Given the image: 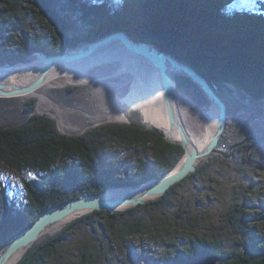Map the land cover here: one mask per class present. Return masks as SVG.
I'll list each match as a JSON object with an SVG mask.
<instances>
[{
  "label": "trees",
  "instance_id": "obj_1",
  "mask_svg": "<svg viewBox=\"0 0 264 264\" xmlns=\"http://www.w3.org/2000/svg\"><path fill=\"white\" fill-rule=\"evenodd\" d=\"M53 1L0 0V19L6 18L9 12L15 13L17 7L32 6L56 35L51 43L42 37H31L23 29L24 18L20 19L16 27L25 35L13 50L9 45L15 43L14 34L12 37L7 34L11 26L0 22V64L41 52L65 54L122 32L135 42L152 44L192 67L227 105L228 125L218 148L225 155H212L208 162L199 165L197 173L151 205H165L166 200L169 203L178 187L205 176L212 164L233 168L239 174L247 172L249 165L264 172V133L254 129L255 126L264 129V112L253 106L264 102V0H120L118 3L112 2L115 0L101 3L69 0V11L81 21L84 29L86 27L85 32L76 33L72 38H68L66 32L72 29L77 32L76 19L73 18L72 24L57 13ZM60 38L61 46L57 48L56 40ZM176 79L178 93L194 100L200 108L211 107L212 102L200 86L187 77ZM1 101L16 102L18 99ZM25 104L19 121L9 127H0V169L34 173L35 177L24 181L26 197L23 203H18L8 194L0 176V251L49 210L60 208L84 194L94 196L110 188H135L159 180L185 155L182 147L168 143L158 132L147 129L142 119L138 122L134 119L130 124L92 127L80 135H66L53 120L33 113L35 100ZM247 141L251 142L244 144ZM254 141L256 147L249 159L247 152ZM126 154L136 157L132 169L125 168ZM232 154L233 158L228 160L227 156ZM256 186L257 190L261 189L259 184ZM255 189L246 191L253 193ZM239 204L229 212L233 233L242 237L233 248L226 249L218 240L200 238L195 241L197 244L192 242L178 257L168 259L165 264H183L210 255L219 258L218 264H264V236L256 231L258 220ZM148 206L113 215L88 214L65 226L55 236H46L30 248L20 264H46L47 257L55 254L72 231L85 221L102 215L110 219L135 217L138 210ZM140 226L137 221L125 224L131 235L143 234V230L146 234L149 232Z\"/></svg>",
  "mask_w": 264,
  "mask_h": 264
},
{
  "label": "rangeland",
  "instance_id": "obj_2",
  "mask_svg": "<svg viewBox=\"0 0 264 264\" xmlns=\"http://www.w3.org/2000/svg\"><path fill=\"white\" fill-rule=\"evenodd\" d=\"M91 1L101 3L103 0ZM119 1L112 2L118 3ZM53 4L55 11L73 24L75 17L69 11V8L71 9L69 0H54ZM9 13L6 18L0 19V22L11 26L7 34L11 37L14 34L15 43L9 45V48L17 49L19 42L22 41V36L25 35L16 27L19 20L23 18L25 20L23 29L31 34V37H42L49 43L56 38L53 30L48 27L45 20L37 15L34 7H17L15 13ZM74 23H76L74 28L77 29V32L73 29L68 30L66 32L68 38L85 32L86 27L84 29L81 21L76 19ZM12 29H16V31H12ZM60 40L61 38L56 40L57 48L61 46L60 42L62 41ZM113 62L101 63L98 68L95 66L88 68L84 71L86 73L79 77L70 75L74 77L50 80L37 92L27 97L14 98L18 99L16 102L1 101L0 127H9L17 120L19 121L25 112V103L28 100H35L36 108L33 113L53 120L59 131L66 135H80L92 127L106 124H130V121L132 122L134 119L137 122L142 119V124L147 129L152 127L162 130L147 120L144 111L124 103L125 97L132 90L133 77L125 67ZM144 67L148 76L154 77V69L149 65ZM171 76L175 82L178 77H187L181 73H171ZM178 100L182 119L189 134L192 138L203 140L211 115L216 108L213 104L208 108H200L194 100L182 93H178ZM253 106L264 112V102ZM254 129L264 133V129H261L260 126H255ZM253 150L252 146L247 152L249 159H251ZM127 155L125 157L128 163L125 164V168L132 169L136 165L134 162L136 157ZM229 157L227 156L228 160H231L233 154ZM208 159L201 161L198 166L203 162H208ZM176 168L177 166L174 169ZM247 170L244 174H239L233 168L212 164L205 176L187 181L178 187L175 193L173 192V196H170V202L167 203V200L164 202L165 205L151 204L158 203L166 194L159 200L148 204V207L138 210L135 217L127 215L120 219H110L106 215H102L85 221L72 231L66 243L60 245L55 254L47 257L46 264H63L65 262L72 264H165V261L175 259V256L178 257L181 254V250L187 249L192 245V242L196 243L200 238L207 241H221L226 249H231L238 240H242V237H237L233 233L229 223V212L236 203H242L250 216L256 217L258 220L256 231L259 232L258 235L264 236V172L250 165ZM0 176L11 198L18 203H23L26 197L24 181L35 177V174L1 167ZM256 184H259L260 190H257ZM252 187L256 188L254 192H247ZM115 189L117 191L126 190L125 188ZM105 192L94 196L103 198ZM84 196L85 194L82 197ZM127 210L130 209L121 208L117 212L122 213ZM87 215L74 218L73 222ZM127 221L140 222V228L149 229V232L146 234V230H143L145 234L131 235L125 227ZM71 223L67 222L56 226L57 228L54 227L48 232V235L55 236ZM251 225H254L253 221ZM48 235L46 234V236ZM44 238L41 240H45ZM5 247L0 251V255Z\"/></svg>",
  "mask_w": 264,
  "mask_h": 264
},
{
  "label": "water",
  "instance_id": "obj_3",
  "mask_svg": "<svg viewBox=\"0 0 264 264\" xmlns=\"http://www.w3.org/2000/svg\"><path fill=\"white\" fill-rule=\"evenodd\" d=\"M114 46L123 48L129 54L148 63L154 71L156 70L160 80L161 94L171 131L166 133L152 127H149L148 129L158 132V134L167 140L168 143L182 147L185 151L184 163L179 169L172 170L159 180L140 187L125 188L129 192L124 194V196H120L118 199L104 200L102 196H84L78 200L70 201L60 209H52L48 211L30 228L21 232L7 244L0 255V264H8L11 259L19 255L22 258L29 248L33 247L37 242L43 239L46 234L48 235V232L54 227L57 228L56 226L58 225L60 226L67 222H73V219L75 217L80 218L82 216L80 214L83 212L89 214L92 212L106 211L108 214L113 215L121 208L132 209L153 203L165 196V194H167V192H169L174 186L185 181L190 175L197 173V165L201 163V161L208 159L217 153L223 154L218 148L227 129L228 108L226 103L212 88L211 84L189 65L182 64L175 58L161 52L152 44L135 42L129 35L122 32L113 33L65 54L48 55L41 52L25 59L0 64V99L27 97L47 85L52 79L51 72L56 66L61 64H73L78 61L98 56L103 51ZM33 61H39L46 65L44 72L33 82L24 87H13L5 81V75L9 71L14 70L21 65L31 64ZM171 73H181L189 77L201 87L218 111V121L215 127L214 136L211 143L203 152H199L190 141L191 135L185 127L182 119L176 82L171 76ZM174 130L179 135V140L174 139ZM255 147L256 141H254L253 145V148ZM233 150L234 148L232 151ZM178 166L179 164L177 167ZM109 190L116 189L110 188L107 191ZM219 262V258L210 255L199 256L183 264H218Z\"/></svg>",
  "mask_w": 264,
  "mask_h": 264
},
{
  "label": "bare ground",
  "instance_id": "obj_4",
  "mask_svg": "<svg viewBox=\"0 0 264 264\" xmlns=\"http://www.w3.org/2000/svg\"><path fill=\"white\" fill-rule=\"evenodd\" d=\"M104 62H113L121 64L123 67H125L126 70H128L130 75L133 77L131 87L132 90L131 92H129V95L125 97L124 103H127L128 105H131L137 109L144 111L149 122L155 125L156 128H160L164 130V132L169 133L171 129L161 94L159 76L156 70L154 71V77H149L144 67L145 65L149 64L142 61L138 57L129 54L121 47L114 46L106 51H103L98 56L78 61L73 64L58 65L51 72V80L60 79V77L71 78L75 75H78V77L82 76L83 73H86L84 71L88 68H91L93 66H95V68H98L101 66L100 64ZM45 67L46 65L39 61H33L31 64L28 65H21L12 71H9L5 75V81L13 87H24L33 82L36 78H38L44 72ZM216 110H214L211 115V119L207 125V131L204 139L199 140L196 138H192L191 136L190 141L192 142V145L198 149L199 152H203L212 141L215 127L218 121V111ZM174 139L179 140V135L176 131L174 132ZM184 161L185 158L180 161L179 166L176 168V170L181 167ZM128 192L129 191L127 190H109L103 195V199H118L120 196H124V194H127ZM85 213L87 212H83L80 215L84 216ZM20 258V255L16 256L11 259L8 264H18Z\"/></svg>",
  "mask_w": 264,
  "mask_h": 264
},
{
  "label": "flooded vegetation",
  "instance_id": "obj_5",
  "mask_svg": "<svg viewBox=\"0 0 264 264\" xmlns=\"http://www.w3.org/2000/svg\"><path fill=\"white\" fill-rule=\"evenodd\" d=\"M170 262V261H169Z\"/></svg>",
  "mask_w": 264,
  "mask_h": 264
}]
</instances>
